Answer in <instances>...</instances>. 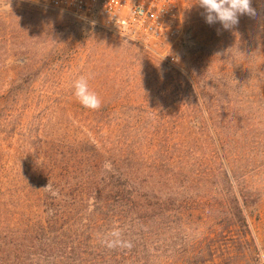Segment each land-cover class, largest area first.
I'll use <instances>...</instances> for the list:
<instances>
[{
  "label": "trees",
  "instance_id": "16d2710c",
  "mask_svg": "<svg viewBox=\"0 0 264 264\" xmlns=\"http://www.w3.org/2000/svg\"><path fill=\"white\" fill-rule=\"evenodd\" d=\"M252 7L256 50L247 77L264 83V0H255ZM5 22L0 18V27ZM9 30L0 28V44L6 48ZM198 69L170 76V88L183 102L179 107L194 111L189 116L118 114L112 120L127 132L92 137L67 124L55 133L45 128L30 135V149L26 155L18 152L12 177L0 180V264H198L203 250L184 248L190 230L212 221L221 231L232 228L249 235L246 207L253 199L239 192L230 159L235 155L222 140V119L210 114L221 105L220 90ZM41 70L22 76L0 98L1 127L10 103ZM213 76L217 80L220 75ZM205 92L212 93L208 106ZM193 121L201 123L208 147L173 137L186 132L185 124L195 127ZM252 128L245 129V136ZM208 196L218 202L206 213L199 206ZM114 230L121 235L113 237ZM114 240L120 243L108 247Z\"/></svg>",
  "mask_w": 264,
  "mask_h": 264
},
{
  "label": "rangeland",
  "instance_id": "374dc122",
  "mask_svg": "<svg viewBox=\"0 0 264 264\" xmlns=\"http://www.w3.org/2000/svg\"><path fill=\"white\" fill-rule=\"evenodd\" d=\"M179 1L177 41L157 43L112 34L51 9L0 0V18L6 21L1 27L10 29V33L5 32L11 40L9 48L0 44V98L22 76L42 69L31 87L19 93L2 116L0 180L12 177L18 152L26 155L30 135H40L45 128L55 133L70 124L93 137L95 133L127 132L112 120L118 114L131 118L191 115L194 111L190 106L179 107L183 102L171 90L170 76H176V71L191 73L199 68L205 79L220 90L217 99L221 105L210 114L222 119V140L224 148L235 155L230 159L237 168L239 192L253 199L246 207L251 233L244 237L236 229L221 231L209 221L202 228L190 230L191 239L184 248L190 253L203 250V260L198 259V264H264V83L247 77L256 50L253 17L241 16L237 26L224 30L219 23L205 22L196 0ZM254 3L252 0V6ZM167 55L174 60L168 61ZM216 73L220 75L217 80L213 76ZM165 74L167 78L160 76ZM81 75L89 78L90 90L101 99L98 110L83 107L73 94L72 83ZM209 96L212 93L205 92L207 106ZM197 115L200 117L199 112ZM231 116L235 117L233 123ZM192 123L195 127L185 124L186 132L173 134L176 142L208 147L199 128L201 123ZM136 124L140 128V122ZM252 126V134L245 136V129ZM196 169L194 166L193 172ZM217 202L208 196L199 208L209 213Z\"/></svg>",
  "mask_w": 264,
  "mask_h": 264
},
{
  "label": "built area",
  "instance_id": "2783aa9c",
  "mask_svg": "<svg viewBox=\"0 0 264 264\" xmlns=\"http://www.w3.org/2000/svg\"><path fill=\"white\" fill-rule=\"evenodd\" d=\"M57 11L132 40L177 41L179 0H13ZM168 61L174 57L167 55Z\"/></svg>",
  "mask_w": 264,
  "mask_h": 264
},
{
  "label": "clouds",
  "instance_id": "9594fccd",
  "mask_svg": "<svg viewBox=\"0 0 264 264\" xmlns=\"http://www.w3.org/2000/svg\"><path fill=\"white\" fill-rule=\"evenodd\" d=\"M195 4L203 9V16L207 24L219 23L224 30H230L237 26L241 16L254 17L256 15V10L252 7V0H196ZM88 79L83 75L75 79L72 83L73 94L83 107L98 110L102 102L100 97L90 90ZM111 235L119 237L121 234L118 230H114ZM118 243H120L119 240L111 241L108 243V247H115ZM127 246H130V243Z\"/></svg>",
  "mask_w": 264,
  "mask_h": 264
}]
</instances>
